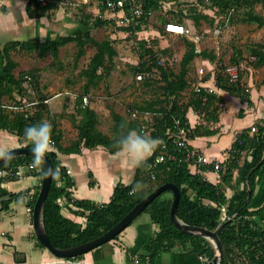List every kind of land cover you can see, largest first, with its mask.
Here are the masks:
<instances>
[{"label":"trees","instance_id":"1","mask_svg":"<svg viewBox=\"0 0 264 264\" xmlns=\"http://www.w3.org/2000/svg\"><path fill=\"white\" fill-rule=\"evenodd\" d=\"M57 1L28 0L26 5L27 13L30 17L51 16L52 11L57 8ZM98 1L103 14V11L108 9L106 0ZM212 3L216 10L223 14L225 18L229 10L231 8L234 9L229 21L239 15L238 19L240 21H255L260 26L264 25V14L255 10L256 4L261 3L264 7V0H212ZM138 4L142 5L144 13L136 18V21L124 28L133 33L142 29L151 9L156 6L153 0H125V12L129 13L131 6ZM90 16L87 18H90ZM88 21L82 20L86 29L78 34H58L50 39H41L39 37H32L27 40L13 39L5 42L0 48L2 60L0 65V102L8 97L11 101L14 100L20 104L22 103V98L30 90V86L25 82H34V87L38 88L39 79L32 70L16 73L15 68L19 65V62L15 59L14 52L20 50L36 51L40 57L50 54L53 57L52 63H54L60 61V48L73 41L77 47L75 53V62L77 63L86 54L88 44L96 48L88 65L80 72L81 76L85 78V83L83 92L76 97V113L78 117L76 116L74 119V125L78 131L77 137L70 144L64 145L61 142V129L57 127L54 119L50 121L56 149L48 152V154L52 159L53 169L59 168L60 172L58 178L52 177L44 207L45 226L53 244L59 247H67L101 235L120 221L127 212L154 188L171 181L180 188V199L177 206V214L180 218L190 224L206 226L210 229H216L221 226L219 235L224 251L219 264H264V229L254 219V216L261 214L262 210H252L249 207L256 187L257 176L264 163V123H258L254 132H252L251 128H245L237 134V138L231 148V155L227 159V166L224 171H221L220 179L217 183L210 181L202 173L191 170L190 164L194 159L188 158L187 155L193 149V146L190 143L186 147L179 146L174 142L171 134V130L174 128L173 117L177 115L182 118V122L188 127L187 137L189 141L190 138H194L196 135L216 131L208 128L203 122L195 126L189 124L187 111L191 106L201 115L206 116L207 119L215 121L218 119L222 109L220 106L221 97L215 91L203 86L198 90L194 89L193 86L187 102L181 100V95L184 90L191 86L189 74L195 57L203 56L215 60L217 55L212 50H197L196 42L186 38L187 48L180 60V68L174 70L170 66L163 64L161 55L153 44L149 43L148 40L140 39L138 41L139 62L135 68H137L138 73L144 74L143 79L147 85L156 87V92L143 103H137L131 107L140 111H153L152 121L155 129L150 133H146L143 129V124L146 123V120L139 116H130L129 113L122 114L112 109L113 122L110 131L106 132L99 126L100 119L97 110L89 104L84 105L82 95L89 93L91 88L99 85L102 78L110 75L115 67V57L119 51L110 36H105L101 39L96 38L90 31V23ZM91 22L94 26H102L114 23V20L96 15ZM168 50L169 48L162 49L164 52ZM252 53L255 56L254 63L263 65L264 39L255 44V47L252 48ZM231 63L239 65V56H232ZM225 66L219 68L216 76L217 85L252 103L250 92L246 86L238 81L230 82L223 74L222 70ZM153 73H156L155 78L151 75ZM27 76H30V78L28 79ZM16 94H20V96L16 97ZM46 98L48 97L45 94H40L39 98H36L38 99L37 103L21 110L0 106V130L6 129L24 138L23 133L27 126L47 121L46 118L49 117L50 109L48 103L44 101ZM243 113L244 110H241L240 115ZM121 125H126V127L122 129ZM129 129H135L160 141L153 154L137 166L134 180L129 184L117 183L111 200L108 202L98 204L89 199L74 198L71 193V187L74 186L75 181L66 165L59 158L58 150L72 153L81 152L84 146L94 148L103 145L109 151L116 152L118 151L115 147L116 140L122 132H127ZM163 144L166 146L163 147ZM24 146L32 145L27 141ZM164 151V160L153 167L155 175L153 178L152 169L149 168V165L154 162L155 157L159 153ZM32 160V154L19 155L5 161L0 168L2 170L16 171L21 164H29ZM201 168L213 169L214 164H202ZM236 170L243 186L236 187L233 183ZM31 173L43 177L44 166L40 169H32ZM6 176L8 178L16 177V175L9 174L0 176L2 194L8 193L1 186V181ZM137 186L139 187L136 193L129 195L132 189ZM226 186L235 187L234 193L230 197L225 192ZM40 187L28 201L31 209L34 207ZM16 194L14 193L13 196ZM62 199H64L63 202ZM8 202L9 200H5L3 207H6ZM172 202V191L164 190L143 210L150 212L152 219L159 224V229L155 236L145 246L149 251L151 264H156V257L162 250H169L178 245L182 248H187L189 245L192 251L210 260L216 251L212 240L178 228L171 218L170 209ZM66 203H72L75 206V208H71L74 213L86 215L87 221L85 224L66 216L62 212V208ZM38 243L44 246L39 241ZM19 253V251H15L17 259H19ZM81 255L83 254L67 258L76 259Z\"/></svg>","mask_w":264,"mask_h":264},{"label":"crops","instance_id":"2","mask_svg":"<svg viewBox=\"0 0 264 264\" xmlns=\"http://www.w3.org/2000/svg\"><path fill=\"white\" fill-rule=\"evenodd\" d=\"M153 1L156 3V6L151 9L149 15L158 7L166 8L172 3L182 0ZM188 1L190 2L184 5L194 7L196 11L191 16L184 17L185 20H191L195 24H200V22L205 20L213 19L212 15H215L216 7L213 6L212 0ZM27 2L28 0H0V48L5 42L13 39L27 40L32 37L50 39L56 37L58 34L81 33L86 29L82 20H89L90 18L87 17L90 15L93 19L96 16V12H99L100 14L98 15H101L103 18L113 19L114 22L116 18L118 19L119 16L124 14L122 10L112 11L110 9L104 10L102 14L98 0H58L56 9L59 6L63 8L65 4L66 6L68 4H76L84 9L88 7L91 12L77 16L71 9L66 10V21L63 16L61 18L62 11L60 9L57 13H53V10L51 16L30 17L26 10ZM43 2H46V0ZM198 6L204 7V10L198 9ZM257 7L260 8L257 12L264 14L262 4H256ZM148 17L145 25L148 23ZM173 21L183 22L182 19L181 21ZM225 24L228 26L229 23H224L223 27ZM249 24L254 25L252 26L254 30L251 33L252 37L249 38L250 33H247L243 39V41H246L245 45L242 46L243 54L240 50H235L233 47V53L229 57V60L231 62L232 56H239V65L235 64L240 69L238 82L249 90L252 103L217 85L216 76L220 68L218 63L222 59L216 50L203 48L212 50L217 55L215 60L203 56H196L194 59L197 62L202 61V64L208 68L205 79H203V85L213 88L221 97L220 106L222 109L218 115V119L215 121L207 119L206 116L201 115L191 106L187 111V116L192 126L203 122L208 128L216 130L213 133L196 135L194 138H190L189 141L193 149L208 157L210 160L209 164L211 161H225L230 157L231 148L238 132L245 128L252 129L258 123H264V64L256 65L254 63L255 56L252 53V48L255 47V44L264 39V25L260 26L255 21ZM244 25L248 24L244 23ZM61 29H65L64 31L66 32L64 33ZM138 32L152 33L156 42H158L157 40L161 42L165 40L161 31L153 25L148 31L142 26V29ZM194 36L199 37L198 43L201 35L194 34ZM144 37L140 36L139 38L141 40H148L149 42V37ZM164 48H168V46H164ZM197 50L202 49L197 48ZM0 61H2L1 57ZM188 90L189 87L182 94ZM73 98L71 99V101H74L73 104L66 110V129L61 126V128L59 127L62 131L61 142L64 145L70 144L77 137L78 132L77 128L73 126V120L75 119L74 112H76L77 105V99ZM23 99L26 100V97L24 96ZM4 101L6 100L4 99ZM89 105L96 110L104 109L105 113L108 110L110 114L112 109L116 110L113 105H109V108L107 107L106 109L104 105L99 106L100 108L91 104ZM241 110H244L242 115H240ZM120 113L127 114L128 111ZM46 120L48 121V118ZM99 126L101 127V125ZM22 139L23 137L11 131L6 129L0 130V140L10 142L16 146H24L27 140L24 141ZM58 155L75 181L74 186L71 187V193L74 198L89 199L98 204L108 202L111 200L117 183L129 184L135 178L137 166H133L123 160L118 155V151L111 152L103 145L94 148L84 146L81 152L65 153L58 150ZM190 167L193 172L202 173L210 181L214 183L219 182V175L215 169H202L199 164L194 162L190 164ZM19 168L22 171V175L15 178H8L6 176L1 181L2 188H5L8 193L2 194L0 189V198L6 196L0 204V264H151L149 251L145 246L155 236L159 229V224L152 219L148 211L141 212L115 238L91 249L76 259L56 256L47 247L40 245L33 227V209L28 204L29 198L23 192L29 191L34 194L41 186L43 177L38 174H32L28 168V164H21ZM1 175L5 176V174ZM233 183L236 187L243 186L237 170L235 171ZM234 188L233 186H226L225 192L227 196H232ZM14 193L18 194L13 196ZM9 194H11L10 198H8ZM5 200H9V202L6 207H3ZM65 205L66 210L63 206L62 212L66 216L83 224L86 223V215L74 213L71 208H75V206L72 203H66ZM249 207L252 210H262L261 214L254 216V219L264 229V163L257 176L256 187ZM16 250L20 252L18 255L19 259L15 256ZM207 261L206 257L192 251L189 245L187 248H182L178 245L169 250H162L157 255L155 263L208 264Z\"/></svg>","mask_w":264,"mask_h":264},{"label":"rangeland","instance_id":"3","mask_svg":"<svg viewBox=\"0 0 264 264\" xmlns=\"http://www.w3.org/2000/svg\"><path fill=\"white\" fill-rule=\"evenodd\" d=\"M189 2L190 1L188 0H182L174 2L166 8L158 7L149 15L147 25H145V23L143 24L147 31L152 25L158 28L165 39L164 42L159 40L156 42L152 33L148 34L147 32L142 33L138 31L133 33L125 30V26H128L129 24H125L121 21L119 23L117 22V18L112 24L94 26L91 22L93 19L90 17L88 22L90 23L89 28L91 33L99 39L105 36H110L113 39L114 44L117 46L119 53L115 57V67L110 75L102 78L99 85L91 88L89 91V93H91L89 104L94 105L97 108L104 105L105 109L109 105H113L116 110L126 113L129 106L143 103L156 92L155 86H149L144 82L143 78L140 79L137 77L138 71L135 66L139 62L138 41L140 40V36H148L149 42H151V44H153L159 51L163 64L170 66L174 70L180 68V60L183 52L187 48L185 42L186 38L194 40L198 49L207 48L216 50L218 52L217 54L222 59L221 62L218 63L220 68L221 66L223 67L226 64L231 63L229 57L233 53L232 49L235 48V50H240L243 54L242 46L245 45L246 42L243 41V39L247 33H250L249 38L252 37L251 33L254 30L252 27L254 25L249 24L252 22L240 21L238 19L239 15H236L229 21L228 26L225 24L223 27L226 18L216 10L215 15H212V20H205L200 22V24H195L194 21L185 20L184 18L191 16V14L196 11L194 7L184 5ZM197 8L204 10V7L198 6ZM59 9L62 11L61 18L63 16L65 21L66 10L68 11L71 9L77 16H79V14L82 15L91 12L88 7L84 9L76 4H68L67 6L65 4L63 8L59 6L58 9H54L53 13L59 12ZM255 10L259 11L260 8L257 7ZM95 14L98 15L100 13L96 12ZM181 19L187 24L190 30H192L191 32L201 35V39L198 43L194 39L196 37L193 33L188 35L172 34L165 30L166 21H181ZM244 23H247L248 25H244ZM64 30L61 29V31L65 33L66 31ZM164 46H168L169 50L167 52L162 51ZM76 50L77 47L73 41L62 46L60 48V61L54 63H52L53 57L50 54L45 57H40L36 51L28 52L20 50L14 52V57L19 62V65L15 68L16 73L18 74L20 71L32 70L39 79V82L37 83L38 88L34 87V82H25L30 86V90L25 95L26 100L29 101L39 98L40 94H45L50 99V101L47 102L50 109L48 121L50 122L51 119H54L57 127L61 126L64 129H66V110L74 102L71 101V99L73 97L77 99L76 97L78 94L83 92L85 78L81 76L80 72L88 65L96 48L95 46L88 44L86 54L83 55L77 63L75 62ZM1 64L2 61H0V65ZM202 66L204 67V71L199 73V68ZM207 72L208 68L202 64V61H193L189 74L191 86L186 93L181 95V100L183 102L188 101L190 90L200 78L202 79L206 76ZM30 74L33 75L31 72ZM151 75H153L154 78L156 77V73ZM19 96L20 94H16V97ZM4 99L6 101L10 100V102L14 101H11L8 97ZM97 112L100 119L99 125H101L103 130L110 131L112 123L110 111L106 110L105 113L104 109H98ZM74 113L75 118L76 116L78 117V114L76 112ZM73 126H75L74 120ZM63 201L64 199H62V202ZM64 209L66 210V205H64Z\"/></svg>","mask_w":264,"mask_h":264},{"label":"water","instance_id":"4","mask_svg":"<svg viewBox=\"0 0 264 264\" xmlns=\"http://www.w3.org/2000/svg\"><path fill=\"white\" fill-rule=\"evenodd\" d=\"M31 148L32 146H17L15 149L12 150V157L32 154ZM7 160H0V167ZM43 166L46 171L49 168L53 169V162L48 153L46 154L45 165ZM51 181H52L51 173L45 175V171H44L41 187L33 207V227L39 242L42 243L45 247H47L56 256L65 257V258L70 256H78L115 238L144 210V208L156 196H158L164 190H171L173 194V202L171 205L170 213L173 222L176 224L178 228H180L185 232L195 233L211 239L215 246L216 251L214 256L210 260H208V264L220 263L224 251L223 243L219 235V230L221 226H219L216 229H210L206 226L190 224L184 221L182 218H180L177 214V206L180 199V188L176 183L171 181H167L154 188L149 194L144 196L129 212H127L120 221H118L113 227H111L101 235L94 237L88 241L67 247L56 246L53 244V242L51 241L48 235L44 221V207L48 196ZM5 197L6 196L0 198V204L2 199ZM10 197L11 194L8 195V198Z\"/></svg>","mask_w":264,"mask_h":264},{"label":"built area","instance_id":"5","mask_svg":"<svg viewBox=\"0 0 264 264\" xmlns=\"http://www.w3.org/2000/svg\"><path fill=\"white\" fill-rule=\"evenodd\" d=\"M44 1V0H41ZM106 4L108 6V9L110 10H122L124 12V14L122 16H119L118 20L119 23L120 21L125 23V24H131L134 21H136V18L140 17L143 13H144V8L142 7V5H132L130 8V12L126 13L124 10V4H125V0H106ZM233 8H231L226 16V23H228L229 18L231 13L233 12ZM165 30L169 33H174V34H185L188 35L191 33L190 28L183 22H179V21H167L165 23ZM196 41L199 39V37L194 38ZM204 71V67H200L199 68V73H202ZM223 74L227 77V79L230 82H237L240 78V69L238 65L235 64H228L223 68ZM144 74L143 73H138L137 77L138 78H143ZM28 79L30 78V76H27ZM203 79L204 78H200L198 80V82L196 84H194V89L198 90L201 86L208 88L209 90L215 91L213 90V88L208 87V86H204L203 85ZM90 97H91V93H86L82 95V99H83V103L84 105L89 104L90 103ZM45 102H49L50 99L46 98L44 100ZM38 102V99H32V100H24L22 98V103H16L15 101L10 102V101H2L0 102V106L5 107V108H9V109H13V110H21V109H26L29 108L31 106H33L35 103ZM128 113L130 114V116H134V117H140L143 120H146V123L143 124V129L145 130L146 133H150L151 131H153L155 129V125L154 122L152 121V117H153V111L151 110H144V111H140L137 108H132L129 107L127 109ZM173 130H171V134L173 137V140L176 144H178L179 146H183L186 147L189 143V138L187 137V132H188V127L186 126V124H184L182 122V118L180 116H174L173 117ZM257 127H253L252 131H256ZM239 133V132H238ZM237 133V134H238ZM237 138V136H236ZM52 140L54 142L53 144V148L56 149L55 146V138L52 135ZM166 145L163 144V147H165ZM188 158H193L194 159V163L199 164L200 166L202 164H206L209 163V159L206 155L201 154L199 152H197L195 149H192L191 151L188 152L187 155ZM165 158V151L159 153L156 157L154 162H152L149 165V168L152 169L151 173H152V177L154 178V172H153V167L160 161H163ZM192 162V163H193ZM227 160L225 161H221V160H214L211 161L210 163L214 164V168L219 175V179H220V174L221 171H224V169L227 166ZM32 163V162H31ZM31 163L28 164V168L31 171L33 168L30 167ZM1 174H9V175H16V177L22 175V171L20 170V168L18 167L16 171H11V170H2L0 168V175ZM27 198H32V193L29 191H26L24 193ZM31 208V207H30Z\"/></svg>","mask_w":264,"mask_h":264},{"label":"clouds","instance_id":"6","mask_svg":"<svg viewBox=\"0 0 264 264\" xmlns=\"http://www.w3.org/2000/svg\"><path fill=\"white\" fill-rule=\"evenodd\" d=\"M126 125H121L125 128ZM24 138L32 145L33 160L30 165L33 169H40L45 165L46 154L53 150L52 140V125L48 121H42L37 124L29 125L24 129ZM160 141L147 134L138 132L135 129H129L127 132H122L115 143L118 150V155L129 164L139 166L149 158L159 146ZM17 146L0 140V160L12 158V150ZM45 175L51 173L53 178H58L60 175L59 168L44 169ZM134 187L129 195H134L138 190Z\"/></svg>","mask_w":264,"mask_h":264},{"label":"bare ground","instance_id":"7","mask_svg":"<svg viewBox=\"0 0 264 264\" xmlns=\"http://www.w3.org/2000/svg\"><path fill=\"white\" fill-rule=\"evenodd\" d=\"M199 113V112H198ZM190 124V123H189Z\"/></svg>","mask_w":264,"mask_h":264}]
</instances>
